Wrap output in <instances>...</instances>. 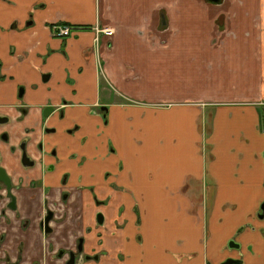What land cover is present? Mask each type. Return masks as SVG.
Instances as JSON below:
<instances>
[{
  "label": "crops",
  "instance_id": "0c3cea01",
  "mask_svg": "<svg viewBox=\"0 0 264 264\" xmlns=\"http://www.w3.org/2000/svg\"><path fill=\"white\" fill-rule=\"evenodd\" d=\"M0 76V264L80 238L76 264H219L245 219L233 250L260 251L264 0H0Z\"/></svg>",
  "mask_w": 264,
  "mask_h": 264
},
{
  "label": "flooded vegetation",
  "instance_id": "af4514ba",
  "mask_svg": "<svg viewBox=\"0 0 264 264\" xmlns=\"http://www.w3.org/2000/svg\"><path fill=\"white\" fill-rule=\"evenodd\" d=\"M33 166H35V163L32 165V166H28V167H33ZM1 183V185L4 187V189H5V191H6V188H7V186L4 184V183H2V182H0ZM0 185V186H1ZM11 185H12V182H11ZM12 188L13 187H11V193H12ZM6 193H7V191H6ZM13 194V193H12ZM14 195V194H13ZM67 195V193H64V196H66ZM6 196L8 197V199H9V202L7 203L8 205H7V208L9 207V204L11 203V197H9L8 196V194H6ZM15 196V195H14ZM63 196V197H64ZM2 195H0V201L2 200ZM15 198H16V196H15ZM64 199H66V198H64ZM48 206V205H47ZM53 207L54 208H48V207H44L45 208V214H44V217L46 216V215H52L51 216V220H50V222L52 221V219L54 218V216H55V214H56V211L58 210V208H60V207H56V206H54L53 205ZM9 209H12L11 207H9ZM17 209V210H16ZM16 209H13V210H16L15 212H17V215H19V211H18V206H17V204H16ZM3 210H6V207L5 208H3L1 211H0V215H6L5 214V212H3ZM259 216V219L260 220H264V215H258ZM43 217V218H44ZM100 219H101V217H98V220L100 221ZM49 222V223H50ZM101 223H103L102 222V219H101ZM250 226V225H249ZM49 227H50V225H49ZM250 227H252V225L250 226ZM44 229V228H43ZM243 229V227L238 231V232H240L241 230ZM254 229V228H253ZM50 230H51V227H50ZM49 230V231H50ZM45 231V230H44ZM260 233L263 235V238H264V227H262L261 228V230H260ZM0 239L2 240L3 239V237L2 236H0ZM80 239H83V238H80ZM80 239H79V242H78V245H77V250H76V259H77V256H78V254L80 253V252H78V246H79V244H80ZM231 241H233L232 243V245H230V242ZM0 244H1V241H0ZM258 244H259V242H258ZM258 244H257V247H258ZM242 246V244H240L239 242H236L235 241V239H232V240H230L229 241V243H228V247L229 248H232V249H234V248H238V247H241ZM82 247H83V242H82ZM241 250V249H240ZM239 250V251H240ZM71 252V251H70ZM69 252V253H70ZM69 253H68V259H69ZM253 254V255H252ZM98 256L99 255H94V256H92L91 258H95V259H97L98 258ZM262 257H264V242L262 241V243H261V245H260V251L259 252H257V251H251L250 249L247 251V252H245V253H243V254H241L240 255V257H237V256H235V257H232V256H229V257H226L221 263H219V264H222L223 262H225L227 259H234V260H237L238 261V264H260L261 263V261H262ZM19 259H21V257H19ZM68 259H67V261H68ZM9 261V260H8ZM19 263V262H18ZM9 264H17V263H9ZM75 264H76V262H75ZM209 264H211V263H209ZM237 264V263H236Z\"/></svg>",
  "mask_w": 264,
  "mask_h": 264
},
{
  "label": "water",
  "instance_id": "95a60500",
  "mask_svg": "<svg viewBox=\"0 0 264 264\" xmlns=\"http://www.w3.org/2000/svg\"><path fill=\"white\" fill-rule=\"evenodd\" d=\"M213 3H218L220 0H210ZM54 111V108L51 106H48L44 109V116H49L52 112ZM8 121V117L7 116H0V123H6ZM4 137H6V135H4ZM23 148V153H22V164L24 166H32L35 162L31 159V157L27 154L24 146H22ZM0 182L4 183L7 188V194L9 197H11V203L9 204V207H11L12 209H16V198L15 196L11 193V179L8 176L6 170L0 165ZM51 216L52 215H46L44 217V219L41 222L42 227L44 228L45 232H49L50 227H49V222L51 220ZM100 217V216H99ZM101 222V219H100ZM82 242L83 239H80V244L78 246V252H82L83 247H82ZM233 241L230 242V245H232ZM64 254H66L65 250H61L59 252V256H63ZM76 262V251H71L69 253V259L67 261V264H75ZM238 264L237 260L234 259H227L225 262H223L222 264Z\"/></svg>",
  "mask_w": 264,
  "mask_h": 264
},
{
  "label": "rangeland",
  "instance_id": "374dc122",
  "mask_svg": "<svg viewBox=\"0 0 264 264\" xmlns=\"http://www.w3.org/2000/svg\"><path fill=\"white\" fill-rule=\"evenodd\" d=\"M165 14V13H164ZM70 27V29L72 30L71 31V33H73V31H74V28H75V26H69ZM98 30H95V32H96V36L94 37V43L97 41V40H100V35L98 34V32H97ZM99 31H100V29H99ZM93 43V46H92V52H94V50H95V46H96V44H97V46H99V49H97V46H96V50H100L101 49V47L103 46V44L101 43V42H99V41H97L96 42V44H94ZM95 45V46H94ZM161 59V58H160ZM161 60H163V59H161ZM163 61H165V60H163ZM151 63H149L148 64V68H150V69H155V68H159L160 66H161V61H159V60H157V61H154V60H152V61H150ZM178 67H182V65H181V63H179V65H178ZM263 205V204H262ZM261 205V206H262ZM0 208H1V201H0ZM1 211V210H0ZM261 215V214H260ZM255 216V215H254ZM253 216V217H254ZM244 217H245V215H244ZM259 218V216L258 215H256V218ZM228 224L226 225V229L228 230V229H230V227L232 226V224H231V222H230V219H231V217H228ZM252 220V219H251ZM224 221L226 222V218H224ZM244 221H246V219L245 220H243L237 227H235L234 228V234L231 236V237H229L228 239H227V241H226V243L229 241V239H235L236 240V242H239V243H242L243 244V239L245 238V237H247L248 235H249V232H248V230H247V226L242 230V231H240V232H238L239 230H240V228H242L243 227V223H244ZM251 221L249 220V221H247L246 222V224L247 223H250ZM227 230H225V233L227 232ZM225 243V244H226ZM227 249V253H229V256H236V254H237V250H233V249H230V248H226ZM228 256V255H227ZM226 256V257H227ZM262 259H263V257H262ZM263 262V260L261 261V263Z\"/></svg>",
  "mask_w": 264,
  "mask_h": 264
},
{
  "label": "built area",
  "instance_id": "2783aa9c",
  "mask_svg": "<svg viewBox=\"0 0 264 264\" xmlns=\"http://www.w3.org/2000/svg\"><path fill=\"white\" fill-rule=\"evenodd\" d=\"M98 32L102 31L105 35L111 37L113 34V30L111 28H104V29H97ZM71 29L69 27V25L66 24H55L53 27V33L57 36H69L71 34ZM99 41V40H97ZM264 105V102H263ZM262 130L264 131V121H263V125H262Z\"/></svg>",
  "mask_w": 264,
  "mask_h": 264
},
{
  "label": "trees",
  "instance_id": "16d2710c",
  "mask_svg": "<svg viewBox=\"0 0 264 264\" xmlns=\"http://www.w3.org/2000/svg\"><path fill=\"white\" fill-rule=\"evenodd\" d=\"M207 1H210V0H207ZM219 2H221V0H220ZM0 77H1V76H0Z\"/></svg>",
  "mask_w": 264,
  "mask_h": 264
}]
</instances>
